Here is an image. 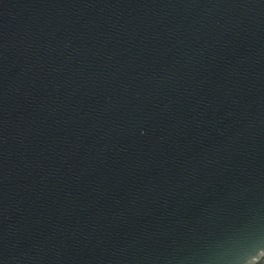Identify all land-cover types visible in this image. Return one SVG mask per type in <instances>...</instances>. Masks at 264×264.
<instances>
[{"label":"water","instance_id":"95a60500","mask_svg":"<svg viewBox=\"0 0 264 264\" xmlns=\"http://www.w3.org/2000/svg\"><path fill=\"white\" fill-rule=\"evenodd\" d=\"M264 0H0V264H262Z\"/></svg>","mask_w":264,"mask_h":264},{"label":"clouds","instance_id":"9594fccd","mask_svg":"<svg viewBox=\"0 0 264 264\" xmlns=\"http://www.w3.org/2000/svg\"><path fill=\"white\" fill-rule=\"evenodd\" d=\"M262 264H264V262H262Z\"/></svg>","mask_w":264,"mask_h":264}]
</instances>
